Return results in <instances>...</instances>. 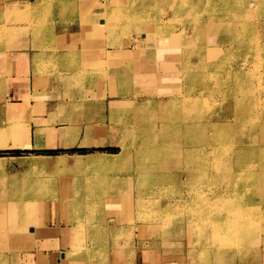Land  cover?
<instances>
[{
	"label": "rangeland",
	"instance_id": "rangeland-1",
	"mask_svg": "<svg viewBox=\"0 0 264 264\" xmlns=\"http://www.w3.org/2000/svg\"><path fill=\"white\" fill-rule=\"evenodd\" d=\"M7 1H12L16 4L14 13L10 11L9 16L3 14L5 2ZM7 1L3 2V0H0V26L5 27V29L0 32V49L6 46L8 42H11V40L16 41L18 38L27 37L35 43H40L44 50H48L57 34L73 29L70 23H74L78 15V0H50L53 4L49 5L50 10L45 13L43 12L42 0ZM98 1L99 0H97V2ZM102 1L105 3L102 5V7L105 8V12L104 14L102 12L103 15H101V19L99 22L97 20V24H94V29H91V33L88 31L89 34L87 33V36H85L84 33V44H86L87 38H89L92 32L95 36L91 35L90 39L95 37V43L101 41L105 47L109 45L111 40L120 46L129 44L130 39H143L142 37H145V32H149L148 34L150 35H148V38L150 41L156 39V42L160 41V43H162L169 39L170 42L166 45L173 46L177 42L175 38L181 40V37L187 34L191 36L194 34L193 36L195 38L203 34L206 31V27L208 28V26L215 25L226 19L224 18L226 16L224 14L225 11L221 10L223 14L214 18V20L203 19V25L206 27L186 26L185 28H181V12L187 13L184 6H181V0H157L158 3H161V1L173 3L171 5V14L167 18L163 12L161 13L159 10L156 16L155 12L146 10V8L143 7V5H146V3H143V5L141 4L143 0H136L137 6H134L135 11L129 15L126 14L124 18H122L123 20L118 18V20L115 21L114 18L111 20V17L107 18L105 16V13L107 15L109 14L108 12L111 11L108 4L110 0ZM132 1L133 0H130V2ZM136 2H133V4ZM242 3L243 1L240 4ZM98 6V3H96L90 6L89 10L85 9L82 13L83 16H85L84 18L92 13L90 10ZM177 7L181 8L180 12L176 10ZM119 11L121 12V10ZM253 12L254 9L251 4L243 9L242 19L233 21V23L237 25L236 31L233 33L228 32L227 35H230L228 38L239 34L242 37L243 45L248 44L245 39L248 33H250L249 30L254 34L264 27V21L255 20L252 14ZM44 15L46 16L43 17ZM42 17L43 20L41 21ZM107 19L109 20L107 21ZM48 20H51V23L47 22ZM52 20L55 21V23H53ZM136 24H138L140 28L138 32H135V29L131 28L132 25L135 27ZM167 29L171 30L172 33L166 31ZM174 31H178L179 33H175ZM223 33L224 32L221 31L216 32L213 36L204 40V43L210 45V47L219 44V48H221L222 40L226 41L227 39L225 38L226 36H222ZM202 37L203 35L201 38ZM111 45L115 46L114 43ZM166 50L165 48V51ZM239 50L241 49L234 47L232 49H226V51L221 54L219 58L229 61L222 63L221 71L217 73V78H215V81L218 80L220 82L219 85L224 89L231 88L235 92L237 87L235 83L237 80L236 75H241V71H236L235 68L232 73L230 67L233 65L234 54ZM167 53L169 56H174L175 59H180V67L176 74L177 76L170 81L161 80L159 85L154 88L148 87L142 92L139 91V99L143 97V100L128 101V103H125L122 107L125 111L126 108H128L127 112L133 114L130 123L136 124V122L140 121L145 122L144 125H137L135 128L139 131V134L143 133L142 130L147 131V138L143 139L144 141H140L138 144L139 146L135 145L125 154H121V142L123 141L119 138L117 142L118 146L71 147L59 149H10L0 150V157L35 154L29 157H21L20 162L22 165L28 167V172H39L44 176L50 177L49 179L51 180L48 182L52 184L51 181L53 178L51 174L57 177L54 173L60 175L69 171L62 173L57 171V164L60 157H67L68 163L69 161L71 162L69 166H73L77 157L92 161L90 158L97 153L119 155L117 158L107 157L109 160L106 165L110 167L101 168L98 172H91L88 168L82 169L77 173L73 172V174H80L82 178H84L86 173H91L92 176L95 177L94 180L89 181L88 184L85 182L82 183L81 192L77 197L81 195L85 197L89 196V199H98L97 201L101 200L104 202V199L109 194L115 193L116 196L118 195V197L115 198H118V203L121 205L120 215L118 216V214L111 211L109 215L112 217L110 218L105 212L104 203L93 204V208L90 210L78 212L74 209V217L77 225V244L75 249H85L89 254H93V256L103 254L104 251L107 253L109 249L113 250L115 247V242L113 241L115 240L111 241L110 239L112 235L110 236L109 234V227L115 225L118 229L115 231L117 234L116 240H118L117 244L121 243L123 248H126L127 244H130L133 251L141 249L140 252L144 250L145 252L147 251L151 254H155L160 264H178V262L179 264H264V143L260 147H257L258 149L253 151L252 154L251 150L249 154L247 152L243 157L240 156L242 167H245L244 171L247 172L246 169H248L253 172L249 176L251 178L250 182H258L260 187L258 189H249L247 195H244V197L240 196L234 198L242 202L243 199L247 198L248 207H246L247 205H241L238 207V210H228L229 208L227 206H229L232 199L228 196L229 194H226V183L218 182L215 175L211 172L203 173V177L206 180L204 183H201L203 179L200 178L199 180L198 172L201 168H221L222 166L216 164L214 154H217V152H226V155H229L232 160L235 158V156L231 154L233 149L229 146L216 149H212V147L210 149L193 147V145H198V143L189 142L186 137L190 134L182 132L184 129L183 125L186 123L193 125V129H202L195 128V126L201 127L204 121H210V119L205 120V118L208 117L202 116V113L203 111H210L212 108L209 109V107H213L216 103L214 102L213 95L210 94L211 92L202 94V96H204L203 100H192L193 97L189 96H197L196 92L189 91L187 88L189 86L211 87V89L214 87L215 84L213 82H203L201 80L203 78H211L213 75L211 63L214 62V60L210 61L208 58L204 59L197 71L191 70V72H186L184 69L186 64L184 62L182 63L181 69V47H171L170 51ZM169 56H159L158 58H169ZM103 58L105 59V56ZM47 70L49 69H43V71ZM97 71L91 72L98 73L103 80H108L106 92L111 94L114 85L112 84L110 76H112L114 72L109 70V68L106 70L99 69ZM78 82L75 83L76 86L80 84V81ZM123 82L126 84L123 86V90H125V86H127L126 79H123ZM3 83L4 77L0 75V92ZM210 83L213 85L211 86ZM159 90H161V92L170 93L166 95L163 94V96L158 95V97H161V101L164 99L165 102L164 106L160 108L155 106L153 102ZM222 101L221 98L220 102L222 103ZM141 104H143L142 108L140 107ZM236 104L238 105L236 106L237 109H241L244 106L248 107L249 111L252 110L250 102H238ZM195 106L196 111L194 110ZM236 116L237 124L245 118V116L242 115L241 117L239 115ZM256 118L254 120L251 119V124L255 123L256 126L255 132L252 135L256 137L264 136V121ZM160 120H162L163 126L161 124H158L156 127L151 125L152 122ZM87 124L88 121L86 122V125ZM109 124H111V121ZM235 126L236 125L233 124L234 128ZM125 127L126 126L122 128ZM131 127L132 124L128 126V130L132 129ZM203 129L213 133L211 136L216 138L222 137L223 141H226L227 137L230 139V136H228L229 134L227 132L225 133L221 128ZM225 129L226 128H224V130ZM167 131V134L172 137V140L164 141V145L168 143L169 148H167L168 145L166 144L167 147L165 148L167 149L159 150V148H162L164 145H159L161 138H158L165 137ZM200 133L203 136H207L206 134L204 135V132ZM242 136V134H238L234 138L235 145L246 143ZM128 139H126L125 142ZM208 140L212 139L209 137ZM140 144H143L144 147L140 148ZM21 145L24 146L23 144ZM158 145L159 148H156ZM178 151H180V153ZM129 152L131 154H129ZM76 153L77 155L73 157H69L68 155L58 157L40 156L60 154L72 155ZM34 158L36 160H33ZM6 160L5 158L0 159V189L5 193L8 192L12 194V198L14 196L18 197V194L22 193L21 197L18 198L20 200L41 199L38 195L32 196L36 195V193H32L31 196L23 197L25 190L37 192L38 188L34 189L29 184L38 183V178L33 174L29 179L30 182H27L17 180L19 177L16 176L17 181L14 183L9 176L10 174H7V172L2 173V171L6 170ZM225 165L226 160L223 161V166ZM145 168H147V170ZM153 168L157 170H152ZM257 170H259L258 173H254ZM240 173L243 172H239L237 175H241ZM192 175L196 177V180H194L195 177ZM124 177H137L139 179L141 178V180H123ZM39 179L42 180V178ZM198 180L200 185L196 186ZM143 182H146V185L142 190L139 185ZM213 182H215V184H213ZM41 183H43V181H41ZM27 185H29V189ZM216 185H218V188L214 187ZM43 189L49 190L50 187H44ZM48 190L46 194L49 193ZM112 197L113 196H109L110 199H108L113 200ZM116 199L115 203L117 204ZM74 200L73 206L76 205ZM143 200H153L155 203L153 206L150 205L151 207L149 205L145 206L141 204ZM111 205L113 204L111 203ZM244 214L246 215V221H243V227L238 229L236 226L237 221L244 219ZM231 224H234L235 227H231ZM16 236L17 234L10 233L9 241H14ZM4 242L6 243L7 240L2 239L0 235V252L9 251L12 254L18 253L17 250L12 249L13 247L17 249L16 245L7 246ZM93 258L97 259L98 256ZM93 261H95V259Z\"/></svg>",
	"mask_w": 264,
	"mask_h": 264
},
{
	"label": "crops",
	"instance_id": "crops-1",
	"mask_svg": "<svg viewBox=\"0 0 264 264\" xmlns=\"http://www.w3.org/2000/svg\"><path fill=\"white\" fill-rule=\"evenodd\" d=\"M96 3L99 6L84 18L82 13L85 9L89 10ZM103 4L102 0H78L77 18L70 23L73 29L57 34L48 50L27 37L1 46L0 75L4 77V83L0 92V150L118 146L122 127L131 124L133 118L127 108L126 111L122 108L123 105L139 98L141 89L154 88L161 80L170 81L177 76L180 59L169 56L167 52L187 41L195 43L194 34L182 36L181 40L175 38V45L168 46L164 39L162 43L156 39L150 41L149 32H145L143 39H130L129 44L122 46L111 40L105 47L101 41L95 43V37L90 39L91 35L95 36L92 32L84 44V33L85 36L88 31L91 33L105 12ZM108 4L110 9L118 7L128 11L130 0H110ZM141 4L143 7L150 5L156 16L159 10L167 18L173 3L143 0ZM131 28L135 32L140 29L138 24ZM166 31L172 33L169 29ZM159 56L169 58L159 59ZM182 63L181 58V69ZM46 68L49 70L43 71ZM108 68L114 72L110 76L114 85L111 94L106 92L108 80L91 72ZM123 79L127 82L125 90ZM78 81L80 84L76 86ZM31 155L0 157L7 159L6 170L2 173L10 174L14 183L17 180L30 182L33 174L37 177L38 183L29 184L34 189L38 188L37 192L25 190L23 197L36 193L32 196L41 198L20 200L22 193L12 198V194L0 189V235L7 240L4 244L16 245L17 249H12L18 252H0V264H160L155 254L140 252L141 249L133 251L130 244L126 248L121 243L117 244L115 231L118 229L115 225H109L110 239L115 240L113 250L93 256L85 249H75L77 225L73 200L81 192L82 177L80 174L54 173L57 177L51 174L53 180L50 184V177L28 172L20 162L21 157ZM63 155L73 157L77 153L40 156ZM44 187H50L48 194ZM109 196H113V200H109ZM115 197L118 195L114 193L104 199L107 215L111 211L118 216L121 213V205ZM10 233L17 234L14 241H9ZM97 256V259L93 258Z\"/></svg>",
	"mask_w": 264,
	"mask_h": 264
},
{
	"label": "bare ground",
	"instance_id": "bare-ground-1",
	"mask_svg": "<svg viewBox=\"0 0 264 264\" xmlns=\"http://www.w3.org/2000/svg\"><path fill=\"white\" fill-rule=\"evenodd\" d=\"M155 1L158 2L157 0ZM242 1L243 3L240 4ZM133 2H136V0L130 2L129 5L130 7L128 6L129 7L128 12H126V10L125 11L121 10L120 12L119 11L120 9L118 7L116 8L114 7L111 9L110 12H108L109 14L106 15L105 13V16L107 18L111 17V20L112 18H114L115 21L118 20V18H121V20H123L122 18H124L126 14L129 15L133 11H135L134 6H137V2L134 4ZM42 3H43L44 13L50 10L49 5L53 4L50 0H42ZM249 4H251L254 9V12L252 14L255 17V20L264 21V0H230V1L229 0H181V6L183 5L187 12V13L181 12V23L179 22L181 24V28H185L186 26L206 27L203 25L204 24L203 19L206 18L209 20H214V18L223 14L221 10L225 11L224 14L226 15L224 17L226 19L223 18L224 20L220 21L219 23L208 26V28L206 27V31L203 34H201L200 36H196L195 43L190 41L185 42L181 46V58L182 61L186 64L184 67L186 72H191V70L197 71L199 69V66L201 65V62L204 59L208 58L210 61L214 60V62L211 63V67L213 69V75H212L213 77L211 76V78L201 79L203 82H207V81L213 82L215 84L214 87H212V89L211 87L204 88L202 86L199 87L189 86L187 88L189 91L196 92L197 96H189V97H193L192 100H198V99L203 100L204 96H202V94L211 92L210 94L213 95L214 102H216L215 105H213L214 108L209 107V109L212 108L211 109L212 111L211 110L208 112L203 111L202 113V116L208 117L205 118V120L210 119V121H204L201 127L195 126V128H202V129H193L194 128L193 125L186 123L183 125L184 129L182 130V132L190 134L189 136L186 137L189 142L198 143V145H193V147L202 148V149H206V148L210 149L212 147V149H216L224 146H229L230 148L233 149L231 154H233L235 158H233L232 160L230 159L229 155H226V152L225 153L217 152V154H214V158H215L214 160H216L217 165L222 166L221 168L218 167L213 169L201 168L199 169L198 172L199 180L200 178L203 179L201 183H204V181L206 180L203 177L204 172H211L215 175L218 182L226 183V188H225L226 194L227 195L229 194L228 196L231 197L232 199L229 206H227L229 208L228 210H238L239 209L238 207H240L241 205H245V206L247 205L246 207H248L249 204L247 198L243 199V202L238 199L235 200L234 198L240 196L244 197V195L245 196L247 195L249 189L252 188L258 189L260 187V184L258 182L256 183L250 182L251 178L249 176L253 172L249 171L248 169H246L247 172L244 171L245 167H242L241 164L242 161L240 160V156L243 157L244 154H246L247 152L249 154L251 150H252L251 151L252 154L253 151H256L258 149L257 147H260L264 143V136L256 137L252 135L255 132L256 126L255 123L251 124V119L254 120L256 117H257L256 119L258 120L261 119L262 121H264V27L260 31L255 32L254 34L249 30V32L252 35L248 33L247 38L245 39L248 42L247 45L245 44L243 45L242 43L243 40L241 39L242 37L239 34L233 35L231 38H228V36L230 35H227L228 32L233 33L236 31L237 25L233 23V21L236 19L237 20L242 19L243 9ZM15 5H16L15 2L12 1L5 2L3 14L9 16L10 11L14 13ZM144 7L146 8V10H151L153 12L155 11L151 9L150 5ZM180 9L181 8L177 7L176 10L180 12ZM45 16L46 15H44L43 17ZM43 17L41 21L43 20ZM108 20L109 19H107V21ZM50 21L51 20H48L47 22L51 23ZM52 22L55 23V21L53 20ZM248 25H252V24H248ZM4 29H5L4 26H0V32H2V30ZM218 31L224 32L222 36L224 35L226 36L225 38H227L226 41L222 40L221 48H219V44L210 47V45L204 43V40L213 36ZM202 35L203 37L201 38ZM169 42L170 40L168 39V41H165V44H168ZM234 47H238L241 49L234 54L235 57L232 62L233 65H231L232 67H230L232 73L234 72L235 68L236 71L238 70L241 71V75L239 76L236 75L237 78L235 82L237 85L236 92L233 91V89L231 88L224 89L221 85H219L220 82L218 80L215 81V78H217L216 77L217 73L221 71L222 63L225 61H229V60L221 59L219 57L221 56V54H223L226 51V49H232ZM210 85L212 86L213 84L210 83ZM142 91L143 90L141 89L140 92ZM163 94L166 95L170 93L161 92V90H159V92L156 93L155 95L156 96L154 99L155 101L153 102L154 105L157 106L158 108L164 106L165 104L164 99L161 101L160 99L161 97H158V95L163 96ZM220 97L223 100L222 103L220 102L221 100ZM142 98L139 99L137 97L135 101L143 100ZM238 102L241 103L250 102V107L252 110L249 111V108L244 106L241 109H237L236 106L238 105L236 103ZM142 106L143 104L140 105L141 108ZM194 110L196 111V106L194 107ZM236 115H239L240 117L241 115L245 116V118L242 119L244 121L240 119L242 122L240 121L237 124ZM162 123H163L162 120H160V121L152 122L151 125L156 127L158 124H161L163 126ZM131 124H132L131 127L132 129L128 130V126H130ZM131 124L121 129L120 138L121 141L124 142V143L121 142V147H122L121 154H125L133 146L138 145L140 141H144L143 139L147 138L146 130H142L143 133L139 134V131L135 129L137 125H144L145 122L140 121V122H136V124L133 123ZM233 124L236 125L235 128L233 127ZM203 128H221L225 133L227 132L229 134L228 136H230V139H228L229 137H227V140L223 141L222 137L216 138L214 136H211V134L213 133L207 132V130ZM224 128H226L227 130L226 129L224 130ZM200 132H204V135L206 134L207 136H203ZM167 133L168 131L166 132L165 137L158 138V139L161 138L159 141L160 146L164 145V141L172 140V137ZM238 134L243 135L242 137L244 138V141H246V143L236 144V145L234 144V138ZM209 137L212 140H208ZM126 139L128 140L125 142ZM166 144L168 145V147ZM166 144L162 148L161 147L159 148V145L156 146V148H159V150L167 149L169 148V144L168 143ZM141 147H144V145L140 144V148ZM178 152L180 153V151ZM129 154L131 153L129 152ZM117 156L119 155L97 153L96 155H93L92 158H90L92 161H88L87 159H83L82 157H77L73 166H69L71 165L70 164L71 162L69 161L68 163L66 159L67 157H60L59 162L57 164L58 167L57 171L62 173V172H67L69 170L67 173H73V172L77 173L82 169L88 168L90 169L91 172H98V170L101 168L110 167L109 165H106L107 161L109 160L108 158H117ZM35 158L33 160H36ZM224 160H226L225 166H223ZM145 169L147 170V168ZM152 170H157V169L153 168ZM258 171L259 170L255 171L254 173H258ZM239 172H243V173L245 172V173L244 174L240 173L241 175H237V173ZM94 178L95 177H93L91 173H86L84 175V178L80 180L83 181L84 179L83 182L88 184V182L94 180ZM132 179L141 180V178L139 179L137 177L123 178V180H130V181H132ZM194 180H196V177ZM199 180L196 186L200 185ZM213 184H215V182H213ZM145 185L146 182H143L139 186L143 190ZM214 187L218 188V185ZM97 200L98 199L92 200L89 199V196L85 197L81 195L75 198L74 203L76 205L74 206V209L77 210L78 212L82 210H90L91 208H93V204L104 203L101 200L100 201ZM154 203L155 202H153V200H149V201L143 200L141 202V204L145 206L147 205L153 206ZM245 217L246 215L244 214V219L237 221L236 226L238 229L243 227L242 222L246 221ZM230 226L233 228L235 227L234 224H231Z\"/></svg>",
	"mask_w": 264,
	"mask_h": 264
}]
</instances>
